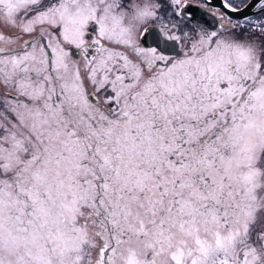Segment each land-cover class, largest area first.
Returning a JSON list of instances; mask_svg holds the SVG:
<instances>
[{
    "label": "snow or ice",
    "instance_id": "6c2138e0",
    "mask_svg": "<svg viewBox=\"0 0 264 264\" xmlns=\"http://www.w3.org/2000/svg\"><path fill=\"white\" fill-rule=\"evenodd\" d=\"M0 264H264V0H0Z\"/></svg>",
    "mask_w": 264,
    "mask_h": 264
}]
</instances>
